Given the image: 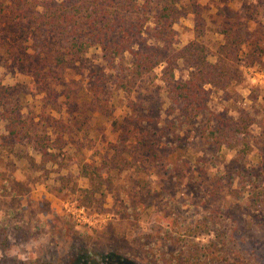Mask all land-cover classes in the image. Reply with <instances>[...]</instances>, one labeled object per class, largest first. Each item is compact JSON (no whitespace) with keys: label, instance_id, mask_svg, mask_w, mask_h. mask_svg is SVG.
<instances>
[{"label":"rangeland","instance_id":"obj_1","mask_svg":"<svg viewBox=\"0 0 264 264\" xmlns=\"http://www.w3.org/2000/svg\"><path fill=\"white\" fill-rule=\"evenodd\" d=\"M6 1L0 0V5ZM200 3L210 15L207 35L199 43L206 47L212 63L221 59L232 74L231 83L220 93L211 91L205 121L212 122L216 114L223 115V120L243 118L248 132L249 148L237 143L238 153L226 149L219 152L202 142L190 145L191 154H207L213 159L214 173L222 170L215 198L207 194L204 183L187 177L176 183L168 181L173 147L165 149L155 140L114 133L127 129L119 128L114 120L122 114L132 115L130 110L137 104H144L154 117L162 107L167 108L168 100L161 95L164 89H158L164 86L163 68L139 82L132 95L117 91L111 78L98 102L87 91L89 74L71 70L55 74L61 83L55 79L41 85L30 74L29 65L40 46L26 25L18 20L0 25V47L8 52L0 80L7 86L18 84L29 100L23 111L28 129L19 141L10 137L0 119V264H165L157 253L168 246L164 236L174 229L167 225L174 220L172 214H177L178 228L183 231L182 222L185 226L197 222L206 212L213 216L219 206H226L229 216L242 223L235 236L246 264H264V219L246 198L245 189L224 178L226 172L234 173L237 168L248 175L258 155L264 160V0ZM222 20L224 25L239 22L242 42L232 54L222 53L216 45L221 40L218 32ZM193 29L192 17L182 14L174 26L178 35L174 41L186 46L195 37ZM99 56L91 50L87 65H98ZM124 63L118 61L117 65L126 67ZM66 127L71 131L62 139ZM36 134L55 140L53 145L62 152L58 165L42 164L33 149L39 139ZM181 136L185 142V135ZM114 151H123L126 156L119 171L122 181L107 183L96 194L100 180L82 177L78 160L102 164L103 158H114ZM239 156L242 164L234 167L232 160ZM250 220V229H243ZM220 230L214 226L195 241L207 244ZM172 248L180 250L181 246Z\"/></svg>","mask_w":264,"mask_h":264},{"label":"trees","instance_id":"obj_2","mask_svg":"<svg viewBox=\"0 0 264 264\" xmlns=\"http://www.w3.org/2000/svg\"><path fill=\"white\" fill-rule=\"evenodd\" d=\"M182 14L192 17L195 35L184 47L174 41L178 38L174 26ZM209 15L210 10L203 7L200 0H7L6 5H0V25L7 23L5 21L16 24L18 20L26 25L27 32L40 46L29 65L32 67L30 74H34L41 85L55 79L61 83V78L55 74L71 70L89 74L87 91L100 102L111 78L117 91L132 95L139 82L150 78L157 68H163L161 81L164 86L158 89H164L161 95L168 100L167 108L162 107V112L154 117L144 104H137V108L130 110L132 115L122 114L114 120L119 128L127 127L125 132L114 130V133L130 139L140 136L143 140H155L165 149L173 147L168 158L171 171L168 181L176 183L187 177L204 183L207 194L215 198L222 183L218 180L223 175L222 170L214 173L213 159H208L207 154H191L193 148L190 145L202 142L219 152L226 149L237 153V143H242L246 149L249 145L245 119L223 120V115L216 114L212 122L205 121L212 103L211 91L220 93L232 81L227 64L221 59L212 63L206 47L199 43L207 35ZM224 23L223 20L219 22L222 25L218 32L221 40L216 45L222 53L232 54L242 42L239 22ZM91 50L99 52L98 65H87ZM6 56L7 50L0 47V68L6 66ZM118 61L125 62L126 67H119ZM72 101L71 105L74 104ZM27 103V95L20 91L18 84L7 86L0 80V119L16 141L28 129V120L23 113ZM66 129L62 130V139L70 134L71 130ZM182 134L187 139L185 142ZM36 136L39 139L34 142L33 149L41 157L42 164L58 165L62 152L53 145L55 140ZM239 136L241 140L237 139ZM124 154L114 151V158L111 161L108 157L103 158L102 164L87 163L79 158L82 177L100 180L96 194L101 193L107 183L122 181L119 171L126 159ZM262 158L258 155L254 169L248 175L237 168L234 173L226 172L224 178L229 184L237 182L245 189L246 198L264 219ZM237 163L242 164L241 157L232 160L234 167ZM207 213L192 224L185 226L182 222L183 231L178 228L177 214H172L174 220L170 219L167 225L174 229L164 236L168 246L157 253L165 264H246L235 236L242 223L229 216L226 206H219L213 216L211 212ZM251 224L252 220L243 229H250ZM214 226L222 229L214 240L204 245L196 243L200 235L208 233ZM173 245L181 246V249H173Z\"/></svg>","mask_w":264,"mask_h":264}]
</instances>
